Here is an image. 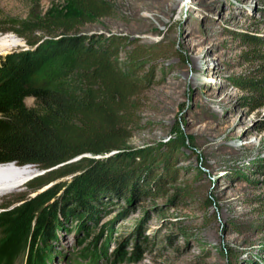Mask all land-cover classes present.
Masks as SVG:
<instances>
[{"label": "rangeland", "instance_id": "obj_1", "mask_svg": "<svg viewBox=\"0 0 264 264\" xmlns=\"http://www.w3.org/2000/svg\"><path fill=\"white\" fill-rule=\"evenodd\" d=\"M110 1L115 14L83 30L136 41L121 59L136 45L156 51L139 71L149 75L130 101L128 144L170 143L176 176L162 193L130 192L82 219L62 216L58 239L37 243L45 264H264V94L237 82L264 79V43L249 39H264V0ZM71 10V0H0V55L28 47L8 31L16 23ZM9 164L30 176L0 191V212L24 202L42 172ZM65 179L38 192L60 186L48 206Z\"/></svg>", "mask_w": 264, "mask_h": 264}, {"label": "trees", "instance_id": "obj_2", "mask_svg": "<svg viewBox=\"0 0 264 264\" xmlns=\"http://www.w3.org/2000/svg\"><path fill=\"white\" fill-rule=\"evenodd\" d=\"M73 10L16 23L12 31L28 47L0 55V165H33L44 171L27 182L28 198L0 212V264H45L37 243L56 241L63 222L82 219L105 198L162 193L170 143L132 147L130 101L147 80L140 69L155 50L128 35L88 32L92 22L115 14L110 0H71ZM255 43L264 39L250 36ZM155 56V57H154ZM264 94V79L240 81ZM35 103L28 105L26 99ZM256 97H248L249 103ZM163 163L155 173L156 165ZM172 163L171 165H173ZM68 177L62 197L48 206ZM62 183V182H60ZM54 192V193H53ZM31 193H34L31 195ZM47 205V206H45ZM50 208V209H49Z\"/></svg>", "mask_w": 264, "mask_h": 264}, {"label": "bare ground", "instance_id": "obj_3", "mask_svg": "<svg viewBox=\"0 0 264 264\" xmlns=\"http://www.w3.org/2000/svg\"><path fill=\"white\" fill-rule=\"evenodd\" d=\"M12 164L0 166V173L7 172L8 170H17L15 171L11 177H7L5 179H0V191H9L15 188L16 183H21L26 181L29 178L30 173L26 170H18L14 168ZM13 171V170H12ZM10 176V175H9ZM7 193V192H6Z\"/></svg>", "mask_w": 264, "mask_h": 264}, {"label": "water", "instance_id": "obj_4", "mask_svg": "<svg viewBox=\"0 0 264 264\" xmlns=\"http://www.w3.org/2000/svg\"><path fill=\"white\" fill-rule=\"evenodd\" d=\"M42 172H44V171H42ZM42 172H41V173H42Z\"/></svg>", "mask_w": 264, "mask_h": 264}]
</instances>
